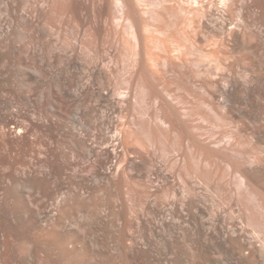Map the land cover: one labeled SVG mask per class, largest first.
Returning a JSON list of instances; mask_svg holds the SVG:
<instances>
[{"label": "bare ground", "instance_id": "1", "mask_svg": "<svg viewBox=\"0 0 264 264\" xmlns=\"http://www.w3.org/2000/svg\"><path fill=\"white\" fill-rule=\"evenodd\" d=\"M0 264H264V0H0Z\"/></svg>", "mask_w": 264, "mask_h": 264}]
</instances>
